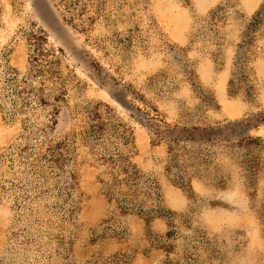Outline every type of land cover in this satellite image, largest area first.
Masks as SVG:
<instances>
[{
	"label": "rangeland",
	"instance_id": "1",
	"mask_svg": "<svg viewBox=\"0 0 264 264\" xmlns=\"http://www.w3.org/2000/svg\"><path fill=\"white\" fill-rule=\"evenodd\" d=\"M0 264H264V0H0Z\"/></svg>",
	"mask_w": 264,
	"mask_h": 264
}]
</instances>
